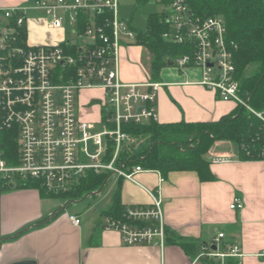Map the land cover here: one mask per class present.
Wrapping results in <instances>:
<instances>
[{"label": "built area", "instance_id": "2783aa9c", "mask_svg": "<svg viewBox=\"0 0 264 264\" xmlns=\"http://www.w3.org/2000/svg\"><path fill=\"white\" fill-rule=\"evenodd\" d=\"M158 1L171 6V12L165 14L169 30L163 39L195 46L193 58L186 54L177 58L175 65L182 72L200 70V86L215 92L224 102L242 104L224 20L198 18L185 0ZM118 5V0H36L31 7H0V132L12 130L17 144L15 155L10 157L12 163L0 150V189L33 180L47 192L59 195L69 192L89 173H112L142 188L151 203L126 205L125 220L105 216L103 229L117 232L124 246L154 245L163 250L167 226L162 198L136 180L145 171L142 167L129 171L118 167L117 161L130 138L124 125L159 123L156 102L164 85L152 76L135 83L121 80L122 39L135 46L137 35L129 22L118 17ZM33 10L45 11L54 30L64 29L59 10L74 14L69 24H75L71 31L75 39L59 45L24 40L21 33L28 29L27 16ZM90 90L102 92L97 123L104 129L96 134L91 133L95 123L82 120L78 108L79 95ZM254 113L264 121L263 113ZM109 147L114 148L111 160H107ZM231 161L228 156L213 155L210 162ZM243 208L242 198L234 196L230 209L238 212ZM69 221L76 227L82 223L72 214ZM224 238L225 234H219L214 243L203 246L199 259L240 257L238 246L228 252L211 249Z\"/></svg>", "mask_w": 264, "mask_h": 264}, {"label": "crops", "instance_id": "0c3cea01", "mask_svg": "<svg viewBox=\"0 0 264 264\" xmlns=\"http://www.w3.org/2000/svg\"><path fill=\"white\" fill-rule=\"evenodd\" d=\"M30 2L0 0V7L26 6ZM47 30L62 31L49 25ZM54 42L48 35L36 45ZM124 47L120 49L121 80L135 83L149 79L151 72L140 53L136 56L135 52L143 47ZM170 67L161 73L160 83L164 86L156 102L159 123L216 121L235 108V104L222 101L215 92L200 86L198 71L179 73ZM101 97L98 90L79 95L82 120H100ZM231 144L218 142L207 155L210 161L213 155L232 159L225 164L211 163L214 182L200 181L195 172H172L165 178L156 171L145 170L136 176L142 186L162 198L167 229L192 244L188 250L170 239L163 250L154 245L124 246L117 232L103 229V221L98 220L95 227L90 223L84 226L82 220L76 227L70 223L69 215L79 214L61 212L64 209L59 199H42L37 192L24 190L9 198L0 197V264L26 260L37 264H211L199 258L202 247L214 243L219 234H225V238L215 250L228 252L238 246L239 264H264V160L243 161L238 150L234 154L228 149ZM116 180L117 185L119 179ZM236 195L244 202V208L238 212L230 209ZM122 203L150 204L151 200L138 185L124 181ZM105 211L101 214L103 219ZM47 219L50 221L46 222Z\"/></svg>", "mask_w": 264, "mask_h": 264}, {"label": "trees", "instance_id": "16d2710c", "mask_svg": "<svg viewBox=\"0 0 264 264\" xmlns=\"http://www.w3.org/2000/svg\"><path fill=\"white\" fill-rule=\"evenodd\" d=\"M138 1L141 4L146 2ZM185 1L198 18L221 17L224 20L240 97L254 111L264 114V0ZM168 30L165 14H154L150 16L147 31L137 33L136 45L145 48L151 55V76L156 82L161 81L162 70L169 66V62L175 65L177 58L186 54L193 58L195 55L193 44L177 45L165 41L163 34ZM21 35L27 41L28 29ZM123 130L130 138L120 151L117 166L129 171L140 166L144 170L156 171L165 178L172 172H195L200 181L214 182L216 177L207 155L218 142L235 145L239 158L243 161L264 160V121L255 113L237 105L216 121L152 123L145 126L128 124L124 125ZM15 137L12 130L0 132V150L4 152L3 158L9 162L17 150ZM113 155L114 148L109 147L107 160H111ZM112 177V173L108 172L89 173L69 192L59 195L47 192L38 181L28 180L19 186L23 190L36 191L42 199H61L70 204L91 194L101 193ZM123 183V179L118 180L111 204L104 212L105 216L125 220ZM48 221L50 219L46 222ZM1 231L0 215V235ZM169 239L187 250L192 246L167 229V240ZM1 244L0 238V246ZM215 247L212 246L211 249ZM201 259L211 264H239V260L233 257L224 261L206 257Z\"/></svg>", "mask_w": 264, "mask_h": 264}, {"label": "rangeland", "instance_id": "374dc122", "mask_svg": "<svg viewBox=\"0 0 264 264\" xmlns=\"http://www.w3.org/2000/svg\"><path fill=\"white\" fill-rule=\"evenodd\" d=\"M36 0H31L29 4H27V7H31L34 5ZM48 2H51L52 0H46ZM118 9H117V15L120 18L121 21L129 22L132 26L134 32L136 33H145L148 29V21L150 19L151 15L154 14H168L171 12V6L165 2H161L158 0H146L144 4H141L138 0H118ZM58 16L64 20V29L60 32L47 30V27L49 25L50 18L47 16L45 11L43 10H33L28 13L27 16V27H28V33H29V41L31 43H39V40L44 39L46 36L51 35L52 39L55 41L54 43H44L46 45H59L63 43L65 40L74 38L75 35L71 34V31L75 29V24L70 25L69 19L74 16V14H70L68 12H64L59 10L57 12ZM39 39V40H38ZM38 41V42H37ZM124 48H135L134 46L127 45V42L122 39ZM136 56L139 55L141 58H143V63L146 66V68L151 72L150 70V62H151V55L145 48H136ZM131 54L133 52H130ZM132 59L135 57V54L131 56ZM130 59V58H129ZM170 66H167L165 68H169ZM164 68V69H165ZM163 69V70H164ZM170 69H173V71L179 72L180 69L174 65L171 66ZM162 70V71H163ZM180 70V71H179ZM191 71H198L201 76L200 70H187L186 72ZM182 72V71H181ZM192 73V72H191ZM162 76V74H161ZM201 78V77H200ZM242 98V97H241ZM243 103L237 104V106H241L247 111L254 114L252 111H254L249 104L242 98ZM97 101V99H95ZM247 105L250 107V109H247L245 107ZM256 112V111H254ZM259 113V112H257ZM103 125L100 123H95L93 125V128L91 130L92 134H96L98 132L103 131ZM231 151H233L234 154L237 152V147L233 144H231L230 147H228ZM116 177L113 176L109 183L107 184L104 191L101 193L91 194L89 196L84 197L81 200L73 201L70 204L67 201H63L59 199V203L63 205V211H69L70 213H78L79 216L82 218L84 222V226L87 224H94L96 227V223L98 220L103 221V218L101 216L102 212L107 210L109 205L111 204V199L113 192L115 191L116 187ZM25 192L23 189L20 188L19 185H16L14 188H7V189H0V197L2 195H5V197H11L16 194H21ZM36 192V191H35ZM1 207V203H0ZM1 209V208H0Z\"/></svg>", "mask_w": 264, "mask_h": 264}, {"label": "water", "instance_id": "95a60500", "mask_svg": "<svg viewBox=\"0 0 264 264\" xmlns=\"http://www.w3.org/2000/svg\"><path fill=\"white\" fill-rule=\"evenodd\" d=\"M169 66H174V63L173 62H169ZM15 264H37V263L34 262V261H31V260H26V261L15 263Z\"/></svg>", "mask_w": 264, "mask_h": 264}]
</instances>
